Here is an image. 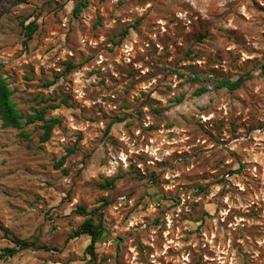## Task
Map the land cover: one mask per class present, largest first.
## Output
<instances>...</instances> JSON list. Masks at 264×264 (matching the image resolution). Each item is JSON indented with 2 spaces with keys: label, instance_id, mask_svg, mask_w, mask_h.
Listing matches in <instances>:
<instances>
[{
  "label": "rangeland",
  "instance_id": "1",
  "mask_svg": "<svg viewBox=\"0 0 264 264\" xmlns=\"http://www.w3.org/2000/svg\"><path fill=\"white\" fill-rule=\"evenodd\" d=\"M79 1L0 0L17 110L61 121L46 143L0 122V225L58 248L0 264H264V0ZM80 206L105 227L93 257Z\"/></svg>",
  "mask_w": 264,
  "mask_h": 264
},
{
  "label": "trees",
  "instance_id": "2",
  "mask_svg": "<svg viewBox=\"0 0 264 264\" xmlns=\"http://www.w3.org/2000/svg\"><path fill=\"white\" fill-rule=\"evenodd\" d=\"M20 2H25L26 0H19ZM84 7V2L82 0L79 1L77 6L74 9V13L78 15ZM25 37L26 40H30L35 33L37 26L34 22L28 24L25 28ZM127 34V30L124 31L123 35ZM76 65L73 62H69L67 64L66 71L70 72ZM262 72L264 73V66L262 67ZM250 77V75L246 77H238L237 79H226L220 78L214 80V86L216 89H227L230 92H234L243 87L246 80ZM193 81L204 83L203 80L194 78ZM53 82H47L46 86H52ZM206 83L203 84L202 88L197 91V95H202L207 91ZM14 90L10 88L7 79L1 72V63H0V122L2 129H17L21 130V135L28 139L29 135L24 132V129L28 126L34 125L37 122H41V129L43 130L42 134L39 136V140L41 143L48 142L51 137L53 130L57 127L61 121L59 118H47V108L41 109H33L31 114H23L17 110V105L13 100ZM64 103H67L64 100ZM58 106H50V108H57ZM118 121H122L121 118H118ZM112 123L109 124L107 131H110ZM74 149H70L69 153H74ZM66 159V156L62 157L59 162L55 165L57 168L61 167ZM67 174L68 171L64 170ZM117 177H112L110 179H106L104 184H101L100 187L102 189H112L115 185ZM76 213L81 216L87 217L85 221L80 225V227L69 236L72 238H80L85 236L89 239V243L86 246V253L93 257L95 255V249L99 242L101 241L105 227L102 223L97 224L95 220L92 218L93 215H97L98 211L93 210L88 212L84 206L78 207ZM0 232H2V236L5 239H9L13 246L5 247L0 254L1 260H6L12 257H15L21 251L37 248L45 251H58V248L48 247V246H35V241L32 242L28 239H22L17 236L12 235L3 225H0Z\"/></svg>",
  "mask_w": 264,
  "mask_h": 264
}]
</instances>
